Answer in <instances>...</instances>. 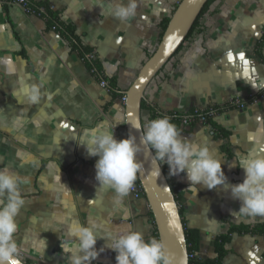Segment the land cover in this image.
I'll return each instance as SVG.
<instances>
[{
    "label": "crops",
    "instance_id": "0c3cea01",
    "mask_svg": "<svg viewBox=\"0 0 264 264\" xmlns=\"http://www.w3.org/2000/svg\"><path fill=\"white\" fill-rule=\"evenodd\" d=\"M41 1L60 10L63 21L75 25L82 43L100 60L104 75L115 77L117 88L125 94L158 46L160 23L181 0H135L136 13L127 21L110 14L116 0ZM119 2L126 5L128 0ZM263 36L264 0H215L145 91L144 100L157 107L158 113L257 96L243 108L213 118L229 132L231 158L221 150L225 140L213 138L211 125H176L185 139L206 141L233 185L244 179L243 169L232 167L239 156L264 155ZM32 87L39 90V103L28 99L27 90ZM121 98L111 96L68 43L45 29L42 18L21 5L0 2V168L29 178L28 184L21 185L26 204L17 217L15 234L18 245L26 249L20 253L22 261L70 264L60 247L67 239L65 226L53 217L76 218L81 223L91 217L101 234L131 225L145 240L158 239L145 197L136 198L130 191L117 203L119 197L113 190L97 187L94 165L98 157L88 156L79 145L85 129L104 121L117 123V139L127 138ZM162 117H152L148 109L141 111L142 125ZM173 178L179 184L185 223L200 233L195 255L202 260L216 257L214 240L231 225L264 222L261 216L232 215L240 203L223 185L214 189L191 185L184 173ZM124 211L130 213L127 221ZM56 227L60 233L48 230ZM37 234L47 241L45 251L25 243V237ZM104 244L100 239L96 248ZM225 247L222 264H264L262 236L234 233ZM115 255L105 249L92 264H116Z\"/></svg>",
    "mask_w": 264,
    "mask_h": 264
},
{
    "label": "clouds",
    "instance_id": "9594fccd",
    "mask_svg": "<svg viewBox=\"0 0 264 264\" xmlns=\"http://www.w3.org/2000/svg\"><path fill=\"white\" fill-rule=\"evenodd\" d=\"M136 7L135 0H128L126 5L116 0L110 14L127 21L135 15ZM27 95L32 103H39L37 88L27 90ZM116 126L117 123L104 121L95 128L85 129L79 145L85 148L88 156L98 157L94 165L97 187L113 190L119 197L117 203L133 188L142 168L137 154L146 147L154 153L156 161L168 165L171 176L184 173L191 185L201 184L208 189L223 185L231 198L240 203L238 212L233 211L232 215L239 213L264 217V155L249 153L239 156L238 163H233L232 167L242 168L244 179L233 185L227 182L222 161L206 141L197 143L185 139L168 117L135 125L133 128L140 132L139 142L131 134L127 138L117 139L114 134ZM28 183V177L20 176L8 167L0 168V264H22L20 253L26 249L18 245L15 234L18 230L17 217L26 204L21 185ZM129 215L124 211L123 219L127 221ZM53 220L65 226L67 239L61 241L60 247L70 264H92L105 249L116 254V264H172L162 241L155 238L145 240L143 234L131 225L101 234L99 224L91 217L86 223L76 218L69 221L64 217H53ZM48 230L61 231L59 227ZM100 239L105 244L98 250L96 245ZM25 243L35 250L45 251L47 248L46 239L39 234L31 239L25 237Z\"/></svg>",
    "mask_w": 264,
    "mask_h": 264
},
{
    "label": "water",
    "instance_id": "95a60500",
    "mask_svg": "<svg viewBox=\"0 0 264 264\" xmlns=\"http://www.w3.org/2000/svg\"><path fill=\"white\" fill-rule=\"evenodd\" d=\"M208 0H181L174 12L155 51L143 63L130 87L125 91L124 114L126 136H136L139 142L140 132L135 125H142L141 103L145 91L155 76L168 63L190 32L195 20ZM154 153L143 148L137 154L142 168L137 174L144 197L147 201L158 240L162 241L172 264H189L185 231L179 213V207ZM22 264H26L22 261Z\"/></svg>",
    "mask_w": 264,
    "mask_h": 264
},
{
    "label": "trees",
    "instance_id": "16d2710c",
    "mask_svg": "<svg viewBox=\"0 0 264 264\" xmlns=\"http://www.w3.org/2000/svg\"><path fill=\"white\" fill-rule=\"evenodd\" d=\"M12 1V0H7ZM215 0H208L201 10L199 16L195 20L190 32L188 33L186 39L182 43V45L178 48V50L174 53V55L169 59L168 62L172 61L174 57L178 54L184 44L187 42L188 38L198 25L202 15L207 11L212 2ZM25 6L29 13H34L35 15L42 18L45 22V29L47 31H54L57 33L62 39H64L71 51H75L83 60L85 67L87 70L95 77V79L99 82H104L106 87L108 88L111 96L114 97H123L124 92L120 91L117 88L116 78L115 77H107L104 75L103 67L98 59V57L94 54L93 49L87 45H84L76 34L75 25L72 23H67L62 20V13L60 10L54 9L45 1L41 0H25ZM170 17H166L160 23L161 34L160 39L163 35L164 30L166 29ZM264 41V36L261 38L260 43ZM257 97V96H256ZM254 96L247 97L246 99L240 100L239 103L226 102L223 104H213L206 106L204 108L196 109L191 108L188 111H168V112H160L158 113V109L155 106L148 105L145 100L141 103V110L148 109L151 112V116L155 115H163L164 117H168L172 123L175 125L181 124L182 120L186 117H193L195 119L203 116L206 119L204 124L211 125L213 129V138H223L225 141L221 145V150L225 153L227 158H231L233 156L231 146L229 144V132L225 131L220 127L211 117V114H219L223 111L240 108L241 105L246 106L247 104L253 102L255 100ZM161 163V161H159ZM162 164V163H161ZM162 170L167 178L168 184L171 188V191L175 197L177 205L179 207V213L182 219L185 238L187 244V250L189 255V264H222L223 259L227 253V249L225 245L230 241L232 234H250L262 236L264 238V222L257 224H239V225H231L227 233L221 234L217 236L214 240V250L216 252V257L212 259H200L196 257L195 253L198 250L199 245V237L200 233L197 228H190L185 223L184 210L180 205V196L178 192L179 184L173 178V176L169 175V168L167 165L162 164ZM140 184V183H139ZM152 223H153V233L157 236V230L154 224L153 216L150 212ZM190 255H192L190 257ZM26 264H30L25 262Z\"/></svg>",
    "mask_w": 264,
    "mask_h": 264
},
{
    "label": "built area",
    "instance_id": "2783aa9c",
    "mask_svg": "<svg viewBox=\"0 0 264 264\" xmlns=\"http://www.w3.org/2000/svg\"><path fill=\"white\" fill-rule=\"evenodd\" d=\"M0 2H4V3H10V4H17V5H21L23 7V9L28 12V10L26 9V6H25V0H12V1H7V0H0ZM101 85L102 86H106V84L104 82H101ZM122 100L125 101V95L122 97ZM240 98L238 97H233V98H230L227 100V102H233V103H239L240 102ZM226 103V102H225ZM244 105H241L240 108H243ZM217 114H211V117L214 118ZM206 122V119L205 117L201 116L197 119L193 118V117H186L185 119L182 120L181 124H185V125H191L193 123H205ZM133 194L135 193V196H140V197H143L144 194H143V191H142V188L136 178L135 182H134V185H133V188L130 190ZM192 255H190L191 257Z\"/></svg>",
    "mask_w": 264,
    "mask_h": 264
},
{
    "label": "rangeland",
    "instance_id": "374dc122",
    "mask_svg": "<svg viewBox=\"0 0 264 264\" xmlns=\"http://www.w3.org/2000/svg\"><path fill=\"white\" fill-rule=\"evenodd\" d=\"M122 99V98H121ZM122 101V103H123V106H124V101L123 100H121ZM196 109H200V108H198V107H196ZM197 124H203V123H193V124H191V125H185V124H183L182 123V125H184V126H186V127H193V126H195V125H197ZM134 196H135V193H134ZM136 198H142V197H140V196H135Z\"/></svg>",
    "mask_w": 264,
    "mask_h": 264
}]
</instances>
